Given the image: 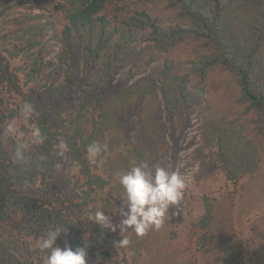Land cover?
Instances as JSON below:
<instances>
[{"label":"trees","instance_id":"obj_1","mask_svg":"<svg viewBox=\"0 0 264 264\" xmlns=\"http://www.w3.org/2000/svg\"><path fill=\"white\" fill-rule=\"evenodd\" d=\"M29 1L41 7L45 0H0V264H30L4 235L7 226L21 238H40L50 227L65 228L57 240L61 247L66 241L75 249L89 240L98 250L105 249L100 250L101 256H109V238L115 234L107 230L102 234L99 226L87 220L89 212L97 210L96 206L88 210V206L94 201L92 194L101 192L109 201L117 188L110 180L108 170L112 168L104 159L108 150L90 165L86 146L102 140L106 144L109 132L123 129L125 135L129 133L131 128L124 121L130 123L126 117L134 107L129 112L127 102L134 96L135 107L144 104L147 96L159 97L166 119L172 122L181 110L188 112L206 95L212 72H225L234 81V105L240 111L230 108L217 118L207 114L203 139L229 182L255 175L260 163L256 140L264 137V0H167V8L176 10L179 18L168 25L147 10L128 13L126 5L120 4L124 0H65L53 7L65 15L60 36L56 32L51 36L55 29L52 14L41 22L42 16L17 13L19 2ZM145 31L154 50L169 53L190 44L195 58L188 66L167 60L156 85L143 79L131 88L117 89L113 81L131 56L126 50L137 33ZM50 41L62 47L57 63L45 61L52 52ZM80 58L84 76L79 75ZM25 101L33 103L37 113L27 122L20 112ZM13 119L18 135L9 137L4 128ZM33 124L46 137L43 143H30ZM155 134H150L152 139ZM117 137L113 142L119 144L113 152L132 145ZM20 141L27 145L29 159L16 164L13 152ZM61 142L67 145L62 157L56 155ZM139 154L145 160L143 152ZM212 220L213 207L206 198L204 214L195 223L203 231L199 248L212 240ZM222 251L226 264H239L230 237ZM29 253L45 260L37 246Z\"/></svg>","mask_w":264,"mask_h":264},{"label":"rangeland","instance_id":"obj_2","mask_svg":"<svg viewBox=\"0 0 264 264\" xmlns=\"http://www.w3.org/2000/svg\"><path fill=\"white\" fill-rule=\"evenodd\" d=\"M63 2L65 0H45L41 7L31 1L19 2L17 13L31 17L42 16L44 18L40 20L41 22L46 20L45 16L52 14L55 29L51 31V36L55 32L60 36L66 24L65 15L60 11L55 12L53 7ZM120 4L126 5L128 13L147 10L165 25L179 22L177 11L167 8V0L147 3L140 0H124ZM108 10L111 11L112 6H109ZM49 36L47 35L44 40H48ZM136 38L126 50L131 52L130 58L123 62V67L113 81L117 89H121L122 86L131 88L143 79H147V83L152 81L156 85L158 74L167 60L188 66V62L196 55L190 44L177 47L169 53L154 50L147 41L146 31L138 32ZM49 45L52 52L50 51V55L45 57V61L53 60L57 63L56 57L62 50L61 44L50 41ZM151 59L153 62L145 67ZM79 60V75L84 76L82 59ZM47 76L48 71L45 72V77ZM92 79L93 77L88 82L91 83ZM63 80L64 76L59 81ZM236 96L237 90L233 79L225 72L217 70L210 75L206 95L191 106L188 112L181 110L178 119L175 118L172 122L166 119V112L159 97L154 99L147 96L144 104L136 107L134 106L137 102L136 96L127 102L130 106L129 112L134 107L132 115L126 117V119L130 117L128 119L130 123L124 121L127 127L131 128L129 133L125 135L123 129L116 130L109 132L104 138L108 150L104 159L112 168L111 172L109 170L108 172L112 176L110 180L113 186L117 189L112 190L109 201L101 192L97 195L92 194L91 198H94V201L90 202L88 210L96 206L118 223L116 210L121 207L123 199V189L119 185L118 174L128 170L133 162H145L150 167L164 166L176 171L185 179L186 187L183 199L174 206L171 218L166 219L159 230H150L143 237H137L131 230L120 234L117 231L114 233L115 238L113 236L109 238L111 245V249L108 248L109 256H101L100 250L105 249L98 250L97 244L89 240L84 242L83 247L88 246V264H98V262L99 264H226L222 248L224 241L229 237L231 244H234V252L239 264H264V137L256 140L260 160L257 172L254 176L243 178L235 184L226 179L212 158V147L206 146L203 139L204 117L210 114L217 118L230 108L234 112L240 111L234 105ZM183 113H186V118H182ZM247 131L251 133V129ZM154 133L156 137L152 139L150 134ZM116 136L117 139L122 137L123 141L132 145L125 147L121 152H113L112 148L119 144L113 142ZM137 137L143 139V143H139ZM100 143L105 144L104 140ZM148 145H151V149L147 147ZM139 151L143 152L145 160L140 158ZM176 151L178 153H175ZM199 151L203 153L202 156ZM106 161L102 167L105 174L108 168ZM206 198L213 207V220L209 226L212 240L204 248H199V239L203 231L199 230L195 223L204 214ZM103 232L104 230L101 231L102 234ZM4 235L13 240L19 253L25 256L30 264H45V260L32 257L29 253V250L32 251L37 246L38 236L21 238L8 226L4 229ZM125 236L131 241L128 246H114L116 241ZM104 237L106 238L105 235Z\"/></svg>","mask_w":264,"mask_h":264},{"label":"clouds","instance_id":"obj_3","mask_svg":"<svg viewBox=\"0 0 264 264\" xmlns=\"http://www.w3.org/2000/svg\"><path fill=\"white\" fill-rule=\"evenodd\" d=\"M20 112L25 122L37 114L33 103L27 101L21 105ZM4 133L9 137L18 135L15 119L6 124ZM45 139L40 127L35 124L30 126V143H43ZM26 148L27 145L23 141L17 143L13 152V163L22 164L29 159L25 154ZM106 148L107 145L100 142L87 145L88 163L95 165L97 157ZM57 149L56 155L62 157L67 145L61 142ZM56 167L59 169L61 165L57 164ZM118 182L123 189L121 207L116 210L118 223L99 209L89 212L87 220L112 233L118 231L120 234L131 230L137 237L145 236L150 230H159L166 219L171 218L172 209L183 199L186 187L185 179L178 172L164 166L150 167L145 162H133L128 170L118 174ZM65 231V228L50 227L37 241L38 249L45 253V264H88L87 245L73 249L66 241L63 247L57 244L61 233ZM130 243V239L125 236L116 241L114 246L126 247Z\"/></svg>","mask_w":264,"mask_h":264}]
</instances>
